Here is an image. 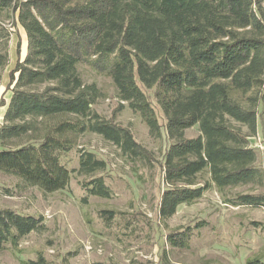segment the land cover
<instances>
[{"label": "trees", "instance_id": "16d2710c", "mask_svg": "<svg viewBox=\"0 0 264 264\" xmlns=\"http://www.w3.org/2000/svg\"><path fill=\"white\" fill-rule=\"evenodd\" d=\"M7 21L23 29L27 53L9 72V103L0 99V172L45 194L62 191L69 171L60 158L84 133L131 163L152 162L129 128L92 109L101 95L83 82L78 66H86L111 80L154 138L161 131L157 110L163 115L171 143L162 163L161 220L211 187L225 204L264 205V193L226 195L264 186L249 145L264 101V0H0V82L9 63ZM194 126L199 135L186 138ZM79 161L85 174L105 166L91 152ZM87 186L90 195L108 198L101 178ZM115 215L100 211L107 221ZM43 228V217L0 209V250ZM192 234L187 227L168 242L186 248Z\"/></svg>", "mask_w": 264, "mask_h": 264}, {"label": "rangeland", "instance_id": "374dc122", "mask_svg": "<svg viewBox=\"0 0 264 264\" xmlns=\"http://www.w3.org/2000/svg\"><path fill=\"white\" fill-rule=\"evenodd\" d=\"M6 26L12 35L9 65L0 82V99L8 104L9 72L18 58L24 60L27 41L19 25L14 28L7 21ZM78 71L85 84H95L100 91L92 109L129 128L134 139L152 153L153 160L150 164L131 163L98 135L84 133L77 145L60 158L69 171L68 185L62 191L45 194L0 172V209L43 217L44 225L41 231L31 232L16 245L5 244L0 250V264H264V205L225 204L211 187L197 201L179 205L171 218L160 219L159 201L167 187L163 156L171 143L161 111L157 110L160 137L154 138L141 118L119 101L110 79L86 66H78ZM263 108L264 101L258 107L257 132L249 138V145L257 152V166L264 171ZM4 111L5 106L0 107V124ZM242 130L246 131L244 127ZM198 135L197 126L185 131L186 138ZM82 152H91L95 159L105 161L104 168L91 174L80 172ZM98 177L107 187L108 198L88 192L87 185ZM231 193H264V186L238 187L227 192V197ZM102 210L114 211L116 215L107 221L100 217ZM187 227L193 233L188 247H172L168 236Z\"/></svg>", "mask_w": 264, "mask_h": 264}, {"label": "crops", "instance_id": "0c3cea01", "mask_svg": "<svg viewBox=\"0 0 264 264\" xmlns=\"http://www.w3.org/2000/svg\"><path fill=\"white\" fill-rule=\"evenodd\" d=\"M5 110H6V106H5ZM4 113H5V111H4ZM4 113H3V114H4Z\"/></svg>", "mask_w": 264, "mask_h": 264}, {"label": "water", "instance_id": "95a60500", "mask_svg": "<svg viewBox=\"0 0 264 264\" xmlns=\"http://www.w3.org/2000/svg\"><path fill=\"white\" fill-rule=\"evenodd\" d=\"M9 65V64H8Z\"/></svg>", "mask_w": 264, "mask_h": 264}]
</instances>
